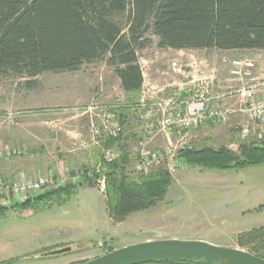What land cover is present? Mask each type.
Instances as JSON below:
<instances>
[{"label": "rangeland", "instance_id": "rangeland-1", "mask_svg": "<svg viewBox=\"0 0 264 264\" xmlns=\"http://www.w3.org/2000/svg\"><path fill=\"white\" fill-rule=\"evenodd\" d=\"M116 20L124 28L126 13ZM144 36L149 42L137 50L143 76L137 91L123 90L115 67L107 65L105 58L85 62L73 72H43L33 77L30 87L25 77H0V150L16 151L0 157V168L12 171L11 177L0 174V181L80 174L75 183L49 185L16 199L0 198V205L6 206L31 199L30 205L0 213V264H79L109 249L173 237L245 250L238 244V235L264 227V162L213 169L187 163L177 153L144 168L138 158L142 148L163 151L168 145L164 132L146 129L150 121L144 116L145 104L180 100L182 92L191 97L200 91L208 96L233 91L249 82L250 76L240 80L232 75L231 61L255 60L230 58L217 49L161 48L150 27ZM218 104L230 109L225 121L189 130L182 141L170 132V141L196 149L225 146L237 156L243 143L264 141L256 143L251 135H241L247 117L235 96ZM163 109L155 106L152 122ZM112 120L121 128L115 136ZM108 149L116 154L111 161L103 156ZM124 153L130 178L167 169L171 181L161 200L118 220L107 207L106 172ZM64 186L72 190L35 199ZM67 245L76 248L40 256L44 250Z\"/></svg>", "mask_w": 264, "mask_h": 264}, {"label": "trees", "instance_id": "trees-1", "mask_svg": "<svg viewBox=\"0 0 264 264\" xmlns=\"http://www.w3.org/2000/svg\"><path fill=\"white\" fill-rule=\"evenodd\" d=\"M124 13L125 30L116 20ZM149 27L161 48L264 49V0H0V77H25L30 87L43 72H73L105 58L123 90L137 91L143 83L137 50L149 42L144 36ZM178 156L204 168L243 167L264 162V141L243 143L240 156L225 146L206 145L181 149ZM127 159L124 153L106 172L107 207L118 220L161 200L171 181L167 169L130 178ZM60 190L72 187L45 191L35 199H51ZM30 200L0 205V213L30 205ZM237 241L264 258V227L240 233ZM139 264L218 263L164 259Z\"/></svg>", "mask_w": 264, "mask_h": 264}, {"label": "built area", "instance_id": "built-area-1", "mask_svg": "<svg viewBox=\"0 0 264 264\" xmlns=\"http://www.w3.org/2000/svg\"><path fill=\"white\" fill-rule=\"evenodd\" d=\"M232 68L230 73L238 79L242 80L243 76H249L254 62L250 59H233L231 61ZM236 97L241 108L240 111L247 117V121L240 127L241 135H251L257 143L264 140V77L250 78L249 82L241 83V85L225 94H212L204 95L203 92H198L191 97H181L180 100L170 99L160 102H152L149 105L145 104L146 112L144 116L150 121L146 129L151 132L153 130L162 131L168 138V145L165 150H144L142 148L138 154L139 163L148 168L156 166L160 162L167 161L176 156L179 150L189 148L184 142L179 145L170 141L168 134L173 132L182 141L187 135L189 130L196 129L207 120L216 122H223L227 119L230 109L218 104L223 98ZM155 106L161 107L162 115L152 122V111ZM113 121V120H112ZM121 130L117 122H111V134L113 136L118 134ZM16 151L0 150V157L9 156ZM103 156L106 161H111L116 157V154L111 149L104 150ZM80 174L74 176L61 175L47 178L38 177L37 179H17L12 181H0V198L7 196L10 199H16L20 194H28L38 191L41 188L48 187L49 185H62L65 182L75 183L78 182ZM101 181V180H100ZM98 180V183L100 184ZM103 185V182L101 183Z\"/></svg>", "mask_w": 264, "mask_h": 264}, {"label": "water", "instance_id": "water-1", "mask_svg": "<svg viewBox=\"0 0 264 264\" xmlns=\"http://www.w3.org/2000/svg\"><path fill=\"white\" fill-rule=\"evenodd\" d=\"M75 248L76 245H67L42 252L40 256L65 253ZM164 259L203 260L218 264H264V258L241 248L216 245L201 239L178 238L135 242L79 264H139Z\"/></svg>", "mask_w": 264, "mask_h": 264}, {"label": "crops", "instance_id": "crops-1", "mask_svg": "<svg viewBox=\"0 0 264 264\" xmlns=\"http://www.w3.org/2000/svg\"><path fill=\"white\" fill-rule=\"evenodd\" d=\"M175 50H182V49H175ZM218 51H223L228 54L230 58H242V57H253L255 60L254 62V67L250 73V78H259V77H264V49H233V50H218ZM184 92H182L183 94ZM180 95L182 97H185L184 95ZM213 120H207L204 124L208 125L212 122ZM202 124L201 126H203ZM3 163H0V166H2ZM9 168H0V174H4L5 177H11L8 175V172H12L11 170L9 171ZM8 175V176H7ZM175 238V237H173Z\"/></svg>", "mask_w": 264, "mask_h": 264}]
</instances>
